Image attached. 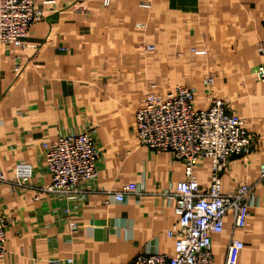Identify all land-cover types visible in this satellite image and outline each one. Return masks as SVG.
<instances>
[{"label":"crops","instance_id":"crops-1","mask_svg":"<svg viewBox=\"0 0 264 264\" xmlns=\"http://www.w3.org/2000/svg\"><path fill=\"white\" fill-rule=\"evenodd\" d=\"M54 1L29 28L28 46L0 49V172L11 180L18 162L41 166L43 141L87 129L102 147L100 168L71 240L65 239L66 219L52 214L59 203L47 195L34 200V188L18 193L0 183L7 223L0 264H48L52 258L125 264L138 254L173 255L175 235L166 231L178 220L171 194L185 177L183 162L171 151L140 144L134 114L148 91L164 94L177 84L193 88L196 107H205L206 75L213 77L209 91L244 120L254 139L252 151L232 157L221 176L224 191L253 184V199L244 228L234 227L228 211L221 232L211 235L213 264H264V181H258L264 83L254 74L262 60L257 43L264 40V0ZM210 171L209 158L194 166L203 191ZM49 181L38 171L31 179ZM130 183L138 192L108 199L106 192ZM231 240L243 243L234 256Z\"/></svg>","mask_w":264,"mask_h":264},{"label":"built area","instance_id":"built-area-1","mask_svg":"<svg viewBox=\"0 0 264 264\" xmlns=\"http://www.w3.org/2000/svg\"><path fill=\"white\" fill-rule=\"evenodd\" d=\"M111 0H102L103 5ZM48 5L45 10L40 5ZM54 0H0V49L6 46H28L29 28L45 18L54 7ZM141 6L147 7V3ZM147 50L153 49L147 45ZM262 60L254 67L258 81L264 83V40L257 43ZM14 72H21L15 64ZM206 91L205 107L195 105V91L175 85L164 94L148 91L134 114V134L140 144L149 149L171 151L176 160L183 162L184 179L177 182L173 210L177 224L166 233L175 235L173 255L163 253L138 254L125 264H213L211 235L219 233L223 218L233 213V225L244 228L249 207L252 205L253 184H240L230 191L222 189L221 176L228 162L235 156H247L252 151L254 139L245 128L244 120L236 118L226 107V102L209 91L213 77L203 80ZM41 166L18 162L13 179L0 172V183L9 184L18 193L34 188V200L47 195L59 203L52 212L56 219H66V240H71L79 229L80 204L92 189L102 157V147L90 130L68 132L41 143ZM203 158L211 161L209 186L200 189L194 176V166ZM45 173L50 181L44 185L31 183L35 172ZM258 181H264V158L259 165ZM29 188V189H27ZM22 191V192H23ZM138 192L136 184L124 185L118 192H106L110 201H122L126 194ZM7 223L0 211V259L6 253ZM243 248L239 240L228 244L229 256ZM231 258V257H230ZM73 258H52L48 264H73Z\"/></svg>","mask_w":264,"mask_h":264}]
</instances>
